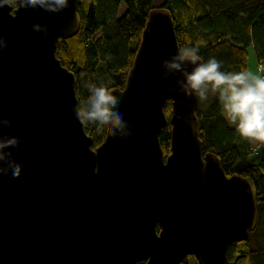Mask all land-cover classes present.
Segmentation results:
<instances>
[{
  "label": "water",
  "instance_id": "1",
  "mask_svg": "<svg viewBox=\"0 0 264 264\" xmlns=\"http://www.w3.org/2000/svg\"><path fill=\"white\" fill-rule=\"evenodd\" d=\"M80 1L0 8V142L19 141L0 149V166L22 165L18 178L0 173V264H229L230 245L258 225V191L203 150L198 97L163 66L180 50L170 10L148 14L124 88L109 90L126 123L93 148L56 52L80 26Z\"/></svg>",
  "mask_w": 264,
  "mask_h": 264
},
{
  "label": "trees",
  "instance_id": "2",
  "mask_svg": "<svg viewBox=\"0 0 264 264\" xmlns=\"http://www.w3.org/2000/svg\"><path fill=\"white\" fill-rule=\"evenodd\" d=\"M123 4L126 9L119 15ZM16 6L12 4L13 9ZM155 7L153 0L80 1V26L70 38H59L56 50L63 65L75 74L78 106L89 95L84 81L108 91L124 88L148 14ZM160 7L168 8L172 14L180 49L198 47L203 62L215 58L221 62L222 71L248 70L250 47L258 60H264V0H166ZM198 101L204 152L215 153L228 175L250 176L258 191V225L247 241L230 245L229 261L237 255L236 264H264V234L259 233L264 214V147L261 159L250 163L252 143L242 139L224 118L216 95L210 92L206 100ZM171 107V101H167L168 120ZM84 126L96 148L104 141L107 126L99 132L91 124ZM160 143L167 156L171 148L170 123L162 130ZM182 264L198 261L186 259Z\"/></svg>",
  "mask_w": 264,
  "mask_h": 264
},
{
  "label": "clouds",
  "instance_id": "3",
  "mask_svg": "<svg viewBox=\"0 0 264 264\" xmlns=\"http://www.w3.org/2000/svg\"><path fill=\"white\" fill-rule=\"evenodd\" d=\"M17 3V0H0V8ZM37 4L45 5L46 0H19V7L35 8ZM57 5L66 6V0H54L47 4V11H57ZM40 31L39 25L33 26ZM47 34V29L44 30ZM0 50L7 47L5 40ZM198 47L181 48L171 60H165L163 66L173 73H179L176 84L180 92L186 95L195 94L200 100H206L211 92L216 95L222 114L229 124L235 126L236 132L244 140L256 144L257 148L264 147V75L250 70L239 72L222 71V64L215 58L203 62L198 54ZM189 68L191 70L189 71ZM89 95L80 106L74 107L77 120L82 124H91L99 132L104 126L113 129L122 127L126 122L123 114L113 112L112 108L119 106L122 97L111 94L104 86H97L88 81L83 82ZM191 123V122H190ZM129 135V134H128ZM13 138L7 143L0 142V149L8 145H18ZM21 164L13 163L8 170L0 166V173L12 172L14 178L21 175Z\"/></svg>",
  "mask_w": 264,
  "mask_h": 264
},
{
  "label": "rangeland",
  "instance_id": "4",
  "mask_svg": "<svg viewBox=\"0 0 264 264\" xmlns=\"http://www.w3.org/2000/svg\"><path fill=\"white\" fill-rule=\"evenodd\" d=\"M166 0H153V4L154 6L156 7H160L163 5V3L165 2ZM126 9V5H122L120 10H119V15H121ZM99 33H97V35H99ZM256 52L254 50L253 47H250L249 49V58H248V70L252 71V69L255 68L256 66V61H257V57H256ZM258 72V71H257ZM209 95V94H208ZM207 103L206 101H204V104ZM253 153L249 156V162L250 163H256L258 162L260 159H261V156H262V152H260V148L258 149L256 144L253 143ZM256 151H259L258 153H255ZM259 233L260 235L264 234V214L262 216V219H261V226H260V229H259ZM239 246H235V249H238ZM237 258V255H234L231 259V261H229V264H236L235 263V260ZM188 261L189 262H195V257H189L188 258Z\"/></svg>",
  "mask_w": 264,
  "mask_h": 264
},
{
  "label": "built area",
  "instance_id": "5",
  "mask_svg": "<svg viewBox=\"0 0 264 264\" xmlns=\"http://www.w3.org/2000/svg\"><path fill=\"white\" fill-rule=\"evenodd\" d=\"M258 74L264 75V60L259 59L257 63Z\"/></svg>",
  "mask_w": 264,
  "mask_h": 264
},
{
  "label": "crops",
  "instance_id": "6",
  "mask_svg": "<svg viewBox=\"0 0 264 264\" xmlns=\"http://www.w3.org/2000/svg\"><path fill=\"white\" fill-rule=\"evenodd\" d=\"M256 57H257V61H256V66H255V68L254 69H252V72H254V73H257L258 74V72H257V63H258V55H256ZM233 127H235L234 125H232ZM252 146H253V143H252ZM260 152H262L263 153V147L262 148H260ZM251 155V154H250ZM249 155V156H250Z\"/></svg>",
  "mask_w": 264,
  "mask_h": 264
},
{
  "label": "flooded vegetation",
  "instance_id": "7",
  "mask_svg": "<svg viewBox=\"0 0 264 264\" xmlns=\"http://www.w3.org/2000/svg\"><path fill=\"white\" fill-rule=\"evenodd\" d=\"M189 257H194V256H188L186 259H188ZM186 259H185V260H186ZM195 259H196V258H195Z\"/></svg>",
  "mask_w": 264,
  "mask_h": 264
}]
</instances>
